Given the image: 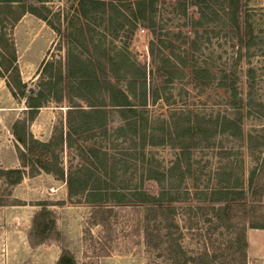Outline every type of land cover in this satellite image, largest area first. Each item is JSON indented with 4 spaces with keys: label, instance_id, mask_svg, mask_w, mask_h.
Masks as SVG:
<instances>
[{
    "label": "rangeland",
    "instance_id": "374dc122",
    "mask_svg": "<svg viewBox=\"0 0 264 264\" xmlns=\"http://www.w3.org/2000/svg\"><path fill=\"white\" fill-rule=\"evenodd\" d=\"M42 1L44 4L37 0H27V3L36 7L45 5L49 12L43 11L44 14L61 30V34L55 33L42 21L33 24L27 32L39 34L38 40L33 43L31 58L32 61H39V69L41 65L43 69L46 62L58 68L61 62L65 74L69 23L73 21L88 28L83 19L77 20L76 9L80 0ZM238 1L243 15L248 11L253 15L255 34L264 40V0ZM154 10L157 38L152 35L148 23L138 21L133 33H127L131 29L128 25L123 38L116 42L119 50L126 49L130 63L139 70H145L151 81L147 90L149 106L145 108L150 120L158 127L162 120H170L175 113H184L185 116L197 114L215 122L218 117L240 112L242 136L234 138L213 130V135L193 143L191 174L186 175L184 182L174 184L180 187L181 192L190 195L174 205L176 216L163 224L152 211L134 203L108 206L114 211L108 226H95L92 215L97 206L70 203L68 190L60 188L63 184L55 175L47 176L44 171L41 172L42 177L33 179L28 170L22 183L14 187L7 185L5 180L0 181V264H58L63 254L68 259H74L75 264H264V230L249 228L256 217L264 213V170L255 173L251 186L252 172L257 167L255 159L261 155L264 157V47H255L250 53L243 48L241 52L237 36L229 30L224 18H215L206 26L196 27L197 16L193 15L191 0H159ZM20 13L16 11L14 15ZM12 15L0 11V19L5 20L8 27V19L11 20ZM92 26L99 32L106 31L105 25L99 27L90 23L91 29ZM40 28L46 29L48 34ZM14 32L15 28L10 34L16 45ZM25 37L21 41L24 48L30 44ZM157 39L166 41L169 48H162ZM78 41L81 40L78 38ZM152 41L156 43L154 52L151 50ZM80 52L84 58L90 56L84 48H80ZM90 53L91 57H95L92 49ZM199 69L211 73V77L207 75L208 80L203 82L193 79L194 71ZM126 71L129 73L125 69L121 73ZM37 73L34 81L27 84L28 89L34 92H38L42 79L46 82L50 73L56 75V70L50 69L48 74H40V77ZM162 77H165L163 81L172 80L167 86L169 91L165 93L160 84ZM225 77H228L229 84L234 82L237 88L238 99L235 101L231 97L232 90L221 86ZM118 85L126 89L124 78L118 79ZM68 86V80H64L59 87L61 91L56 93L62 100L51 95L42 108V115L35 124L36 132L45 130L42 137L48 138L50 125L54 129L56 127V131L65 128L70 106L78 103L88 109L86 103L75 94H70ZM156 86L161 89L162 96H172L170 105L163 100L152 103V91ZM10 106V112L19 115L18 120L28 118V112H22L27 108L24 102L18 101ZM108 111L106 136L100 130L93 139L92 134L76 135V143L71 149H53L66 171L71 169L80 173L86 165L91 166L92 148L127 159L124 154L136 152L140 155L132 158L129 164L118 166L122 180L117 187H134L140 183L149 165L168 171L178 158L183 159L178 142L142 150V143L138 141L136 149L131 150L133 143L126 138L128 133H117L123 125L119 112L110 107ZM142 152L146 154L145 158L141 156ZM29 159L38 167L54 161L52 153L41 149H36ZM229 164L231 167L226 168ZM237 179H240L239 190L245 192L244 201L214 203V189L233 187ZM147 185L148 182L145 183ZM168 186L166 183L164 188ZM154 189L158 186L155 185ZM220 205L226 206L228 223L221 221L214 210ZM168 223L178 227L174 233L176 245H180L184 252L180 257L171 254L172 250H168L161 240L164 231L159 232ZM243 225L248 227L245 261L237 243L238 228Z\"/></svg>",
    "mask_w": 264,
    "mask_h": 264
},
{
    "label": "trees",
    "instance_id": "16d2710c",
    "mask_svg": "<svg viewBox=\"0 0 264 264\" xmlns=\"http://www.w3.org/2000/svg\"><path fill=\"white\" fill-rule=\"evenodd\" d=\"M37 1L44 4L42 0ZM158 2L159 0H80L76 9L79 17L77 20L83 19L88 28L83 25L78 26L73 21L69 23L66 73L62 72L61 62L58 64V68L53 63L44 64L42 74H48L50 69H54L56 75L50 73L46 82L45 79H42L36 94L27 95L28 85L22 81L17 65L18 56L15 41L10 31L26 14L38 17L58 35L61 34V30L44 14L43 11L49 12L45 5L36 7L28 4L27 0H0V11L13 14L12 19H8L10 22L9 27L6 25L5 20L0 19V76L7 77V86L13 97L16 100H25L28 109V118L16 121L13 127L14 135L22 146H18L17 150L23 169L0 170V181L5 180L7 185L11 187L17 186L24 180L27 174L26 168L30 170L29 176L31 177L40 174V170L47 174H53L58 181L66 184L70 203L97 206L92 215L93 225L104 228L108 226L109 218L114 212L108 206H128L139 203L152 211L154 215L160 217V224L174 219L176 216L174 205L182 202L190 195L181 192L180 187H176L174 184L175 182H184L186 175L191 174L193 143L214 133H221L234 138L241 137V113L232 112L229 115L218 117L215 122H209L206 118L197 114L185 116L184 113H175L170 120H162L158 127L150 120L145 108L149 106L150 95L147 90L151 86V81L147 78L145 70L143 71L142 68L139 70L130 63L127 56L128 52L125 53L126 49L119 50L116 42L123 38V32L126 31L128 25L131 29L127 33H133L138 21L148 23L150 30L153 32L152 35L157 38V33L154 31L156 30L154 15L156 10L154 9H156ZM191 4L193 15L197 16L194 22L196 27L206 26L213 22L215 18L219 20L224 18L228 22L229 30L236 34L241 52L243 48L250 53L255 47H264V40L255 34L253 15L249 11L243 15L238 0H191ZM16 11H21V13L14 15ZM90 23L98 24L99 27L105 25L106 31L99 32L93 26L91 29ZM78 38L81 41H78ZM129 38L128 36L127 39ZM157 41H159L162 48H169L166 41L159 39ZM155 44V41H152V52H154ZM169 46L174 48L173 45ZM80 48L89 51L90 56L84 58ZM91 49L95 57H91ZM106 69H108L107 72ZM123 69L129 70V73L128 71L121 73ZM179 72L184 74L183 71ZM151 74L153 75V73ZM207 75L211 77L212 74L199 69L194 71L193 79L203 82L208 80ZM120 78H124L126 89H122L118 85V79ZM163 78L165 77H162L160 84L163 93H165L169 91L167 86H170L172 80L163 81ZM64 80H68L70 94H75L82 102L86 103L88 109H84L78 103L70 106L66 116L65 128L56 131L49 143H42L30 133L29 125L35 120L39 110L45 107L48 97L55 95L56 98H60L56 93L61 91L59 87H62ZM221 86L232 90L231 97L234 101L238 99L237 88L234 82L228 83V77L223 79ZM158 87L156 86L152 91V103L156 104L163 100L167 105H170L172 96H162L161 89ZM70 101L72 104L74 103V100L70 99ZM108 107L119 112L123 125L117 129V133L123 135L128 133L126 138L133 143L131 150L136 149V142L138 141L142 143V150L149 146L158 147L169 142H178L181 145L183 159L178 158L168 171H162L153 164L149 165L143 172L140 183L134 187L129 185L117 187L119 180H122L118 174V166L122 163L124 165L129 164L132 158L134 159L135 156L140 155L136 152L124 154L128 157L127 159L115 154L108 155L106 152L92 148L90 151L92 154L91 166L86 165L80 170V173L77 171L72 172L71 169L66 171L53 149L55 147L61 150L64 148L71 149L76 143V135L92 134L93 139L96 137L97 131L100 130L106 136L108 133ZM213 130H215L214 133H212ZM36 149L52 153L53 163H42L41 167H38L32 161L30 162L29 157H33ZM145 155L144 152L141 153L143 158H145ZM255 161L257 167L252 172L251 186L254 182L255 173L264 170V157L261 155ZM230 164L226 168H230ZM146 182L149 185L145 186ZM166 183L169 185L167 189L164 188ZM155 185L158 186L156 190L154 189ZM239 188H241L240 179H237V184L233 187L226 186L214 189L212 193L213 202L216 204L243 202L245 192L242 189L239 190ZM214 210L217 211L221 221L229 222L226 206L220 205ZM177 228L174 223H170L161 229L162 231L159 233L161 234L164 231L161 235L163 244L167 246L168 250H172L171 254L180 257L184 252L180 245H176L177 240L175 239L174 230ZM249 228L264 230V213L256 217ZM247 229L246 225L238 228L237 243L244 261L247 259ZM146 236H149V228L146 229ZM61 262L75 264L74 259L66 258L65 254L59 259L58 264Z\"/></svg>",
    "mask_w": 264,
    "mask_h": 264
},
{
    "label": "crops",
    "instance_id": "0c3cea01",
    "mask_svg": "<svg viewBox=\"0 0 264 264\" xmlns=\"http://www.w3.org/2000/svg\"><path fill=\"white\" fill-rule=\"evenodd\" d=\"M39 21H42V20L31 14H26L25 16L22 17L20 22L15 27L14 36L17 42L15 46H16L17 56H18L17 65L20 70L22 81L26 84L34 81V76L36 75L37 72H38L37 76L40 77V74H42V70H43L41 69L42 65L40 68L41 70L38 67L39 61H32V58H31V54H34L32 53L33 51L31 52V50H33V43L38 40L37 36L39 32L37 33L27 32L28 29H30V27L33 24ZM42 22L45 23L44 21ZM40 30L46 31V29H43V28H40ZM24 35H26V37L28 38L27 41H29L30 43L29 45H26L25 48H24V43L21 42L23 41L22 39ZM27 59L30 61H28ZM43 68H44V64H43ZM36 93L37 92H34L32 89L27 90V95L36 94ZM18 101H21L22 103L23 102L26 103L25 100H16L13 97L10 89L7 86V77L0 76V170H17V169L22 170L23 169L22 164L17 154V149H16L18 146H21V145L18 142L17 138L15 137L14 130H13L14 124L16 123V121H18L19 115H17L14 112H10V109H9L12 103L16 104ZM6 103L8 104L6 105ZM41 110L42 108L39 110V113L35 118L36 120L32 122L29 130L36 140L41 141L42 143H49L50 141H52L54 134H56L55 129L57 128L55 127L54 129L53 126L50 125V128L48 130L49 131L48 138H46V136L42 137L43 132L45 134V130L39 133L36 132L35 124L37 123L40 116L42 115ZM27 111L28 109L26 108L22 112H27ZM53 115L54 114L52 113V118H53ZM46 133H47V130H46ZM25 170L28 172L29 169L26 168ZM40 171L42 172V170ZM47 176L49 175L47 174ZM39 177H42L41 173L36 175L33 179L39 178ZM59 182L63 184L60 188L64 189L65 187L67 191L66 184L62 181H59Z\"/></svg>",
    "mask_w": 264,
    "mask_h": 264
}]
</instances>
